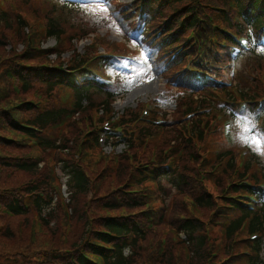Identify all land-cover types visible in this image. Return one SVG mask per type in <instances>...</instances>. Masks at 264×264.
Segmentation results:
<instances>
[{
	"label": "rangeland",
	"instance_id": "rangeland-1",
	"mask_svg": "<svg viewBox=\"0 0 264 264\" xmlns=\"http://www.w3.org/2000/svg\"><path fill=\"white\" fill-rule=\"evenodd\" d=\"M134 1L114 0V4L118 8L123 7L125 10L134 12ZM218 1L212 0L211 2H207V5L200 6V10L204 13L215 12L214 10L220 12L218 8L221 5L217 3ZM220 1L222 2L223 0ZM12 4L25 18L27 27L8 31L7 38L4 40L5 45L0 46V110L5 104L7 106H13L40 98L36 90L32 92H25L24 88L18 90L16 83L7 76L9 70H23L28 65L69 64L74 60L91 55L92 51H114L124 48L123 44L125 41L122 36H117L113 32L110 35L106 34V32H111L108 28L112 27L114 31H121V28L127 25V21L124 19L122 12L115 9L113 4H111L112 22L104 20L100 25L92 21L95 16L91 13L83 15L82 13L71 12L70 21L76 22L78 25L81 24V21H84L87 27L83 28L82 36L80 31L67 29L66 36L57 45L55 39L49 38L45 34V28L47 26L46 15L33 8L35 5L34 0H13ZM210 4L214 10L208 7ZM250 60L249 58L243 59L242 67L247 65ZM162 67L163 65L158 63L153 66L154 70L151 72L143 73L141 76L134 75L137 76L135 79L130 78L129 82L132 86L129 92L113 104L115 111H120L121 113L124 111L125 115L128 116L131 112L133 114L140 113L138 110H134L138 104L144 103V108H147V106L149 107L151 105V100H159L161 94L165 95L167 100L163 106L165 111L167 110V114L164 115L165 125L162 130L158 131L159 135L156 143L152 145L154 148H151L147 160L155 159L157 156L160 160L164 159L169 154L168 150L171 147H177L175 145L180 140V135L183 130L181 127L185 118L186 107L184 104L186 102L184 100L186 99V93L182 90L184 87L180 88L179 86V88H176L175 86L169 89V85L167 84L169 77L167 75L164 76V74L162 76V70L164 69ZM170 93L173 94V97H170ZM25 115V113H20V116ZM87 117L89 118V122L92 123L98 117V114L95 111H89L86 115L81 116L80 122L77 121L70 129V134L68 135L70 139L81 142L89 137L87 132L91 126L87 122ZM211 119L207 118L210 123L213 122ZM250 122L247 118L242 119L240 122V130L243 133L241 137L248 144L252 152L255 153L258 160L264 165V142L259 136L255 135L253 125ZM2 128H4V125L0 113V129ZM9 132L11 133V131ZM216 136L217 134L209 135L203 144L205 152L210 151L213 157H215L216 151L220 150L226 144V141L221 138L219 142L212 145V140ZM182 141L180 140V143ZM233 142L235 143V141ZM88 146L89 148L92 147L91 144ZM66 154H58L56 156L45 154L40 151L38 146L32 144L26 138L20 139L11 148H3L0 150V258L13 259L19 253L33 255L37 250L48 245L52 248H62L61 234L67 229V222L65 208L59 201L56 202L54 213L53 211L51 213L54 219L51 220L48 227H42L33 213L26 218L11 216L5 213L2 202L5 200L3 199L4 197H9L13 193L23 192L27 195V190L34 182H38V184L48 189L57 186V182H53L55 180L52 174L53 165L56 163L57 158H62ZM86 154L87 157L84 165L90 176L93 178L106 176L101 182V187L108 185L110 172L115 166L114 162L107 159L111 155L107 150L100 149L87 150ZM19 159L28 161L40 160L38 174L35 175L16 170L13 166ZM237 159L238 163H240L241 158L237 156ZM178 161L181 166L187 164L188 167H192L194 169V172L191 173L192 175L197 174V167L200 163L192 164L185 161ZM62 175L63 181H66L67 177L63 173ZM216 177L222 180L219 186L216 184ZM200 179L201 177L198 176V180ZM169 180V178L165 179L164 185L162 186L163 190L158 189L154 185H149V187L145 185L141 188L143 194L149 195L150 205L133 210L132 212L134 213L133 217L141 223L146 234V240L141 243V255L137 258V264H160L166 257L168 261L170 256L173 258V264H205L206 252L204 255L199 256L191 249L192 254H189L187 248L178 241L179 232L177 231V224L181 223L179 221L180 215H183L184 218H193L196 216L199 219L209 221L211 211L197 205L194 201L195 198H193L195 195L188 193L186 186H182L181 190L175 192L170 201H165L163 199L165 190L171 188L170 185H172ZM230 180L226 174L215 175L213 172L209 179L204 181L205 183L200 182V186L205 184L210 192L218 195L220 190L223 192L226 190ZM67 193L69 196L68 188ZM82 201L80 202L79 214H74L75 218L73 220L76 238L81 236L90 224L96 227L98 222L96 219L108 213L105 210L93 209L94 201H92L90 196L84 199V205ZM168 203L169 208L168 212H166V205ZM49 211L48 209L45 212ZM145 214L152 218L149 222L146 221ZM44 217L48 219L46 213H44ZM8 227L11 229V233L10 235H5L4 231ZM211 233L215 243L221 241L222 235L217 226H213ZM181 235L186 239L184 233H181ZM179 237L181 238L180 235ZM191 256L193 258H190Z\"/></svg>",
	"mask_w": 264,
	"mask_h": 264
},
{
	"label": "trees",
	"instance_id": "trees-1",
	"mask_svg": "<svg viewBox=\"0 0 264 264\" xmlns=\"http://www.w3.org/2000/svg\"><path fill=\"white\" fill-rule=\"evenodd\" d=\"M212 0H201L203 5H207V2H211ZM247 2L248 0H239V7L238 9H234L230 6H228V4L224 1H218L217 3H219L220 5H223V7H225V9L227 10H223V14H217L218 17L212 21V24H210V26L207 28V30H204V32L201 33L202 37L199 36H194L193 37V42L191 44V48L195 49V51H197V49L200 47V44L203 43L205 38L207 40V43L209 42V44L207 45V50L204 49L205 52V57L206 59H209V57L213 56V53L215 52V49L213 47H211V44H214L215 42H213V38H220L219 35L220 34H226L225 32H222L221 27H219L217 25V23H224V24H228L229 25H233L232 23V18L231 15L228 18L229 14H232L235 12L240 13L244 18H246L245 20L248 21L249 25H251L252 27V33L253 35H255V32L257 31V29L259 28V26L264 23V9L260 14L255 15V12L251 15V17H247L246 15V11L245 8L247 7ZM189 4L192 5H196L197 4V0H175L174 4L170 7V9L168 10V12L170 11H187L190 13H193L195 11V9H193V6H189ZM191 17V16H190ZM200 18L196 17L194 19V21L191 24V29L192 30H196L198 28H200V26L205 27V24H201L202 21L207 20V16H205V18H202L199 15ZM192 18V17H191ZM178 23V22H177ZM57 33H55L54 31L50 32V35H55ZM1 36V35H0ZM225 39H228L229 36L226 34V36H223ZM6 38H4L5 40ZM4 40L1 38V43L5 44ZM256 58L254 59L255 63V67L257 68L260 65V61L262 56L256 54ZM255 69V68H253ZM207 81V80H206ZM258 86H260L259 83H257ZM213 86H208L206 89V91L213 90ZM261 91H264L263 86H260ZM256 93V91L253 89L250 93ZM260 93V92H259ZM244 95H248L247 92H244ZM249 96V95H248ZM254 96V95H253ZM255 97V96H254ZM201 102H205L204 99L200 100ZM198 102V101H197ZM196 100L192 99L191 101V108H196L197 106L195 105ZM80 104H81V100H80ZM111 102H109L107 104V107H110ZM196 106V107H195ZM192 110V109H190ZM3 112H1L3 114L2 119H3V125L5 126L4 129L6 130H11V131H17L20 130L21 128H19L15 121L12 119V117L9 114V109H3ZM57 116V115H56ZM55 113H44V114H40V113H36L34 117H32L30 119L31 122H33L34 124L40 126V127H46L48 124L51 123V121L53 119H56ZM264 125V123H263ZM180 139H182V134L180 135ZM7 143V142H5ZM192 143V139L190 138L188 143L186 142V144L188 145V149L189 151H186L185 153V157L183 159V161L187 162V163H192V164H198L200 163L201 166H204L205 161L201 160V156L198 155L197 151L194 149V147L191 145ZM2 145V144H1ZM132 150L135 148V146H129ZM69 148V145H65V144H61V146H59V149H67ZM202 155V154H201ZM232 160L229 162L228 165H226V175H230L233 171V157H230ZM23 170L26 171H30V172H39V166L31 163V164H24L21 166ZM64 170L67 172L66 174L69 175V179H68V186L69 189L71 191V195H70V205L72 206L74 213H79V198H81L83 195L87 194L90 190L89 187V181L86 178V176L81 172L80 169L74 167L73 164H69L67 165L64 164L63 165ZM183 167H188L187 164H185ZM195 167V166H194ZM190 169L194 170L192 167H189ZM198 170V167H197ZM176 171V173H172L169 177V182L172 185H180V184H184L187 187V192L190 194H193L196 196L199 204H201V206L203 208H205L206 210H210L211 212H213V210L216 209L215 203H217L220 200H224L227 201L228 203H230V205H233L235 207H240L235 201L233 200H229L227 199V197L225 196H217L215 194L212 195V193L208 192L207 190H205V188L203 186H200V183L197 180L191 179L188 175H182L181 172ZM169 174H167L168 176ZM222 180L217 181V185L219 186V184H221ZM32 189H34L35 191L38 189V187H33ZM234 190H239L237 185H233ZM200 191H203L202 196H198V193ZM261 195V193H259ZM198 196V197H197ZM128 201L131 203L129 205H127L128 207L132 208L137 206V202L135 200H131L129 198H127ZM45 201L46 204L41 205V202ZM141 203V202H140ZM140 203L138 205H140ZM37 205L39 207H41L39 210L40 212L43 214L45 212V209H49L51 208V210H53L54 213V205H52V200L49 199L48 201L44 200V199H37ZM9 208H11L16 215H21V214H26V211L24 210L22 204H21V200L17 199L14 202L10 201L9 204L7 205ZM113 208H117L118 205L116 206V204H111L110 205ZM215 206V207H214ZM252 214V218L250 219V223L248 225V229L250 230H255V231H262L263 235H264V207L263 208H259L254 212H247V211H243V213L240 214L239 217H237L236 219H234L229 228L227 229L226 235H227V240L228 241H233L234 237L236 235V232L240 230L241 228V224L242 221L245 217H249V215ZM48 220L51 221L52 219H54L51 214H48ZM45 219V218H44ZM49 221H47L46 223H50ZM102 221V219H101ZM179 221L181 223L177 224L178 226L180 225V229H182L183 231L186 232V234L188 235V239L191 241L192 244V249L193 252L195 251L197 253V255H204L205 252L207 253V240H206V235H205V227L203 222L205 223V220L202 219H197V218H184L183 215H180ZM101 225V224H100ZM103 229L104 230H98V232L95 231L94 234V239H96L97 241H100L101 243H103L102 245L96 246V244H87V248L91 251L89 258L90 261L87 264H101V256L104 257V259L106 260V264H137V258L140 257L141 255V243L144 242L146 240V234L143 230H141L139 227H137L134 223L130 222V221H125V220H117L115 218H106L103 220ZM103 231L106 232H112L113 234H117V235H123V239H122V244L118 241V239H114V237L108 235L107 233H103ZM11 233V229L9 230V234ZM75 237L74 239V243L72 245H70V247L74 248L75 245L80 244L81 241V236L76 238V233L73 235ZM109 242H114L116 245V250L115 252L111 255L107 257V249L105 248ZM264 243L263 240L260 239L259 241H257L255 243V256H252L250 258V263L251 264H264V258H262L261 256V251H262V247H263ZM103 247V248H102ZM195 254V253H194ZM96 255H101L100 258H96ZM208 255V254H207ZM227 256V255H226ZM61 254L60 252H50L48 253V255L45 256V258H41L39 255H37L35 257V259H31L30 261L26 260L25 256H21L18 260H16L15 262L12 263H8V264H51L52 261L57 260L58 258H61ZM43 259V260H42ZM167 257L165 258V260L163 262H161L160 264H173V258L172 256H170L169 260H166ZM79 260L81 262H84V260L79 257ZM199 260V259H198Z\"/></svg>",
	"mask_w": 264,
	"mask_h": 264
},
{
	"label": "snow or ice",
	"instance_id": "snow-or-ice-1",
	"mask_svg": "<svg viewBox=\"0 0 264 264\" xmlns=\"http://www.w3.org/2000/svg\"><path fill=\"white\" fill-rule=\"evenodd\" d=\"M100 2H102V3H106V4H107V3H110V0H100ZM104 10L107 11L106 8H105Z\"/></svg>",
	"mask_w": 264,
	"mask_h": 264
}]
</instances>
